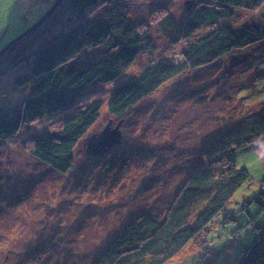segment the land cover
<instances>
[{
    "label": "rangeland",
    "instance_id": "374dc122",
    "mask_svg": "<svg viewBox=\"0 0 264 264\" xmlns=\"http://www.w3.org/2000/svg\"><path fill=\"white\" fill-rule=\"evenodd\" d=\"M55 1L0 0V50L4 48L0 55ZM128 1L139 3L131 8L130 19L150 25L155 48L142 52L119 80L138 76L162 58L180 61L187 44L168 41L152 23L151 13L152 7L166 4L177 22L185 21L189 0ZM60 16L58 12L51 18L48 32H60ZM221 25L234 30L245 26L264 29V6L234 9L232 18ZM210 29L202 27L194 37ZM263 60L264 41L249 45L210 66L175 77L119 117L107 112L110 92L118 81L90 89L79 97L77 106L100 101V116L79 141L75 163L63 174L20 146L57 119L33 123L4 140L0 146V264H93L130 221L142 214L161 213L189 171L201 161L203 150L213 139L211 134L222 130L232 118L257 115L260 106L256 103L264 100ZM13 77L12 72L0 73V110L17 105L26 90L14 88L10 84ZM1 86L11 89L3 92ZM256 87L262 91L260 98H251V93L258 96L253 90ZM72 111L62 112L58 118ZM114 132L120 133L119 139ZM118 140L117 145L93 154L102 141L105 145V141L114 144ZM254 168L256 175L248 169L251 184L241 187L227 205L232 214L237 212L234 219L240 227L236 241L221 239L216 232L209 235V246L217 252L212 264H230L233 254L247 249L248 245L241 242L258 238L250 244L259 246L264 241V208L260 202H264V169ZM243 204L249 217L241 212ZM203 234L166 264H206L208 258L201 257L200 248Z\"/></svg>",
    "mask_w": 264,
    "mask_h": 264
},
{
    "label": "trees",
    "instance_id": "16d2710c",
    "mask_svg": "<svg viewBox=\"0 0 264 264\" xmlns=\"http://www.w3.org/2000/svg\"><path fill=\"white\" fill-rule=\"evenodd\" d=\"M189 1L193 5L182 22H177L166 4L152 7L151 13L152 23L158 25L168 41L173 45L187 42L180 61L162 58L138 76L119 80L142 52H153L155 48L150 25L130 19L131 8L139 3L63 0L54 12L61 13L58 34L47 31L53 15L0 55V60L5 58L0 73L12 72L10 84L26 89L17 105L0 110V146L33 123L57 119L20 146L37 161L63 174L75 163L79 141L96 124L101 112L100 101L77 106L83 93L118 81L110 92L107 112L119 117L175 77L264 41L263 27L234 30L221 25L232 18L234 9L264 6V0ZM205 26L210 31L194 37ZM256 88L253 90L258 96L251 93L250 97L260 98L262 91ZM10 89L2 87L3 92ZM232 97L236 99L237 95ZM256 105L260 106L257 115L232 118L222 130L211 134L213 139L203 150L201 161L189 171L161 213L142 214L130 221L93 264H166L203 233L201 257L208 258L206 264H212L217 252L209 246V235L216 232L221 239L236 241L240 227L234 219L237 212L232 214L227 205L241 187L252 182L249 171L235 163V155L255 149L264 137V100ZM70 109V114L58 118ZM99 160L104 161L101 156ZM260 202L263 209L264 202ZM242 206L241 212L249 217L246 204ZM250 242L240 243L248 247L233 254L230 264H264L259 254L264 256L260 246L264 241L259 246Z\"/></svg>",
    "mask_w": 264,
    "mask_h": 264
},
{
    "label": "crops",
    "instance_id": "0c3cea01",
    "mask_svg": "<svg viewBox=\"0 0 264 264\" xmlns=\"http://www.w3.org/2000/svg\"><path fill=\"white\" fill-rule=\"evenodd\" d=\"M256 147L258 149L242 151L239 152V154L235 155V163L237 164V166L240 168H246L247 170L249 169L250 171L255 173V175L257 173V170H254V167L264 169V142L260 141V143L256 145Z\"/></svg>",
    "mask_w": 264,
    "mask_h": 264
},
{
    "label": "water",
    "instance_id": "95a60500",
    "mask_svg": "<svg viewBox=\"0 0 264 264\" xmlns=\"http://www.w3.org/2000/svg\"><path fill=\"white\" fill-rule=\"evenodd\" d=\"M63 0H56L53 5L49 8V10L37 21L36 24H34L33 26H31L28 30H26L23 34H21L19 37H17L14 41H12L11 43H9L5 48H8L10 45L14 44L15 42L19 41L20 39H22L25 35H27L29 32L34 31L35 29H37L38 27H40L45 21H47L56 11V9L60 6V4L62 3ZM193 2L189 1L187 3V10L190 11L191 6H192ZM115 135L117 136V138L119 139V132H114ZM106 134V132H105ZM116 138V139H117ZM103 142V141H102ZM100 143L99 148H97L95 150V152L93 154H97V153H102L104 152L107 148L112 147V145H117L119 143V140L117 142L113 143H109L105 141V145L104 143Z\"/></svg>",
    "mask_w": 264,
    "mask_h": 264
}]
</instances>
